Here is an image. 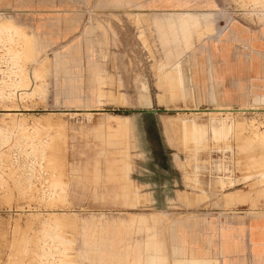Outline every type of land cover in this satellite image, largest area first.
Wrapping results in <instances>:
<instances>
[{"label":"rangeland","instance_id":"374dc122","mask_svg":"<svg viewBox=\"0 0 264 264\" xmlns=\"http://www.w3.org/2000/svg\"><path fill=\"white\" fill-rule=\"evenodd\" d=\"M145 1L0 0V264H220L196 225L263 226L264 0Z\"/></svg>","mask_w":264,"mask_h":264},{"label":"crops","instance_id":"0c3cea01","mask_svg":"<svg viewBox=\"0 0 264 264\" xmlns=\"http://www.w3.org/2000/svg\"><path fill=\"white\" fill-rule=\"evenodd\" d=\"M153 3L155 2L145 0H105L106 5H125L128 7H137L138 10H140L142 6L151 5ZM168 3L170 4L169 1ZM184 3L185 2H183V4ZM158 4L164 5L165 3L158 2ZM129 15L132 16L138 25H140V21L146 16L145 14H140V12L130 13ZM147 15H149L148 18H150L154 29V39L159 41L164 51V56L161 57L164 69L171 70L176 67L180 59L188 53L191 47V41H189L188 35H190L191 38L194 29V21L190 15V11H179L160 15L148 13ZM142 27H144V25H142ZM95 31L96 27L92 29L90 25L85 31V34L89 36H84L90 38ZM140 36V38H142V35ZM76 48L77 46L74 47L73 50ZM94 52L97 51L94 50ZM94 64H96L95 67L98 69V62L96 61ZM72 68L75 70L77 65H73ZM123 119L130 120L129 117L125 116ZM120 122L122 121L120 120L119 124ZM114 123V125L113 123L110 125H118V122ZM95 128L96 131H100L104 126H101V128L95 126ZM256 220V216L249 218L238 217L234 220H226L224 221L225 230L223 231L225 234L222 233L220 229L214 232L209 226L203 224H200V226L196 225L193 232H196L194 234H198V237L201 238L202 247L210 249L211 255L217 257L220 260V264H264V223L262 227L256 228L254 225V223H257ZM255 229H257L258 239L254 237ZM209 236H213L216 243H213V245L208 243L207 237Z\"/></svg>","mask_w":264,"mask_h":264},{"label":"water","instance_id":"95a60500","mask_svg":"<svg viewBox=\"0 0 264 264\" xmlns=\"http://www.w3.org/2000/svg\"><path fill=\"white\" fill-rule=\"evenodd\" d=\"M144 112L146 115H148L149 117H153V119H154V115L157 113V110H154V109H149V108H147V109H145V110H141V112Z\"/></svg>","mask_w":264,"mask_h":264},{"label":"bare ground","instance_id":"6f19581e","mask_svg":"<svg viewBox=\"0 0 264 264\" xmlns=\"http://www.w3.org/2000/svg\"><path fill=\"white\" fill-rule=\"evenodd\" d=\"M166 96H167V95H166ZM161 98H162V97H161ZM159 100H160V97H159ZM163 100H164V99H163ZM163 100H162V101H163ZM221 110H223V109H221ZM215 111H216V110H214V112H215ZM210 112H211V111H210ZM214 112H213V113H214ZM216 112H217V111H216ZM218 112H219V111H218ZM211 113H212V112H211ZM232 128H233V127H232Z\"/></svg>","mask_w":264,"mask_h":264}]
</instances>
